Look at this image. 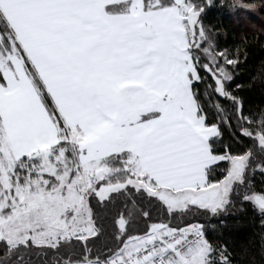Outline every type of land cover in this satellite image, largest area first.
I'll list each match as a JSON object with an SVG mask.
<instances>
[{"label": "snow or ice", "instance_id": "obj_1", "mask_svg": "<svg viewBox=\"0 0 264 264\" xmlns=\"http://www.w3.org/2000/svg\"><path fill=\"white\" fill-rule=\"evenodd\" d=\"M213 8L264 0H0V264H239L206 221L264 228V28Z\"/></svg>", "mask_w": 264, "mask_h": 264}, {"label": "trees", "instance_id": "obj_2", "mask_svg": "<svg viewBox=\"0 0 264 264\" xmlns=\"http://www.w3.org/2000/svg\"><path fill=\"white\" fill-rule=\"evenodd\" d=\"M247 16L249 18L245 20L239 12L234 16L226 8H213L206 12L203 19L206 23H213L217 27L223 26L230 30V35L222 38L221 43L231 48L240 44L243 36H247L251 40L253 33L264 28V9L261 10L260 15L249 12ZM254 78V86L248 90L247 94L253 104H259L264 102V92H262L264 89V48L258 45L250 49L248 58L243 62V67L238 74V79L244 84L253 82ZM257 182L259 183V177H257ZM245 218L250 222V226L243 232H231L227 228H220L221 221L231 222L236 219L231 214L214 217L206 221L209 224V232L213 236H219L233 248L239 264H251L249 258L242 255L245 246L250 247L253 251H259L261 236L264 233L258 215L249 211ZM211 225H217V228L213 230Z\"/></svg>", "mask_w": 264, "mask_h": 264}, {"label": "rangeland", "instance_id": "obj_3", "mask_svg": "<svg viewBox=\"0 0 264 264\" xmlns=\"http://www.w3.org/2000/svg\"><path fill=\"white\" fill-rule=\"evenodd\" d=\"M249 18V17H248Z\"/></svg>", "mask_w": 264, "mask_h": 264}]
</instances>
